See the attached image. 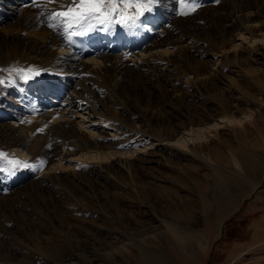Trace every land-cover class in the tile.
Returning a JSON list of instances; mask_svg holds the SVG:
<instances>
[{"label": "rangeland", "instance_id": "obj_1", "mask_svg": "<svg viewBox=\"0 0 264 264\" xmlns=\"http://www.w3.org/2000/svg\"><path fill=\"white\" fill-rule=\"evenodd\" d=\"M207 3H200L194 14H177V37L183 42L174 44L178 48L168 55V63L111 69L94 78L98 113L92 119H108L113 126H91L100 132L98 141L110 142L111 149L134 150L129 157L86 158L80 153L87 149L80 151L84 141L77 124L68 128L73 134L69 147L61 144L64 129L36 124L29 138L33 144L40 140L38 144L18 146L32 152L27 159L11 155L7 150L13 141L0 137V151L9 159L39 166L10 175L0 159V264H142L139 245L151 254L170 255V264H264V168L251 177L239 158L243 150L264 158V47L235 39L242 29L225 40L223 36L225 25L242 22V6L252 3L249 11L258 13L264 0ZM232 37L237 48L219 52L231 47ZM217 51L220 57L214 55ZM226 115L240 121L224 120L205 138L188 143L185 151L166 144L189 127ZM142 144L147 147L137 148ZM219 172L243 178L251 187L238 195L236 206L213 215ZM152 183L170 189L159 195L151 190ZM204 199L214 205L210 215L202 210ZM178 216L198 219L188 247L167 245L162 235V220Z\"/></svg>", "mask_w": 264, "mask_h": 264}, {"label": "bare ground", "instance_id": "obj_2", "mask_svg": "<svg viewBox=\"0 0 264 264\" xmlns=\"http://www.w3.org/2000/svg\"><path fill=\"white\" fill-rule=\"evenodd\" d=\"M210 1L198 0L199 3L208 2L207 4ZM255 2L253 1L252 3L256 4L257 2ZM213 3L211 2V4ZM252 3H247L244 7L242 6L241 11H246L245 13L241 12L242 14L239 13L244 17L241 18L242 22L238 23L235 21V23L224 26V40L228 36V33L238 28L242 29L240 31L242 33L238 34L240 35L238 37L241 38H237V34H235V39L240 40L242 44L248 43L254 47L256 45L257 47H264V9L258 11V13L255 12L256 10L249 11L254 5H251ZM177 13V0H161L158 8L153 14L146 17L144 26L140 28L127 30L120 26H115L109 31H94L86 36L75 37L76 43L69 45L60 33L47 27L46 21L42 23L44 18L40 16L37 8L32 6V0H0V26H2L1 28L4 31V33L0 32V69H9L8 67L15 66V69L22 68L29 70V79L27 81L20 76L15 79V76H17L15 72L10 74L8 71H0V79L6 81L5 84L0 85V137L5 139V141L6 139H11L14 143V145L10 143L11 145L7 151L11 155H19L22 158L25 156L26 158L31 151L28 153L18 146L29 142L33 144V139L29 137L31 131H33V127L36 128L37 126L35 127V125L38 123H42L44 126L47 125L51 129L54 127L64 129V137L62 136L64 139L61 144L66 146L71 142L68 144L70 145L72 141L66 144L67 139H69L68 137H71L72 134L69 127L77 124L79 134L82 136L80 137L84 141V146L79 150L87 149V151L80 152L86 158L88 156V159L95 158L102 161V159H111L117 153L122 158L132 155L134 150L131 152H119L116 149H111L110 142L98 141V134L100 132H97L91 125H96L102 130H105L104 128H112L113 125H109L108 119H99L98 121L100 122H94L92 119L98 113L96 112L98 102L92 97L95 85H97L95 84L97 81L94 78H99L100 72H108L111 69L127 70V68L132 69L133 67L141 69L145 68L146 64L158 67L161 65V62L167 61L168 63L170 60H168V55L174 53V50L178 48L174 44L177 41L183 42V40H179V37H177V33L179 32V27H177L179 24H177L178 21L176 19ZM159 26L163 27L159 28ZM181 38L183 37L181 36ZM231 39V47L228 49L223 46L222 49L220 48L221 50L219 49V52L228 54L237 48L239 44L233 42V37ZM221 40L223 41V39ZM180 46L182 47L183 45ZM257 49L258 51H255L259 52L260 49ZM219 52L217 51L214 55L220 57L221 54ZM259 53L261 54V51ZM36 69L41 70L39 75L32 74V71ZM224 113L226 112L224 111ZM224 120L228 122L240 121L226 115L211 124L189 127L181 132L175 140H167L166 144L185 151L188 143L205 138L211 132L210 129L212 127L218 126ZM88 122L90 124L86 125ZM58 133L61 132L58 130ZM59 136L61 135H57V137ZM2 139H0L1 146L3 145ZM77 140L76 142L79 144ZM34 141L36 140L34 139ZM38 142L36 143L38 144ZM36 143L34 142L33 145ZM101 147H104V150H100ZM146 147L147 144H142L140 147L137 146L141 150ZM33 148L35 149L36 146ZM36 149L38 150V148ZM72 149H76V147ZM49 150L52 149L50 148ZM66 150L65 148L64 151ZM43 151L47 150L44 148ZM67 151L69 152V150ZM258 156L257 153L245 150L240 152V163L247 167L251 177L257 176L260 170L264 168V158ZM64 158L66 157L64 156ZM76 158H79V156ZM223 173L219 172L216 175V183L220 192H217L219 195L214 196L216 207L215 211L213 210V215L222 214L228 208L236 206L238 197L251 187L250 185L245 186L246 180L243 178L230 177ZM150 188L159 195H161L162 191L170 189L154 183L151 184ZM211 205L213 204L210 203L208 205L207 202L203 205L202 210L206 208L207 213L209 215L212 214L209 211ZM196 224H198V219L193 216H188L187 218L175 217L174 221L162 220L161 226L165 225V227L163 226L165 229L162 230L165 242L167 245H175L174 248L177 245L188 247L191 244L193 236L197 234ZM198 234L202 235L201 232H198ZM111 250H114V247ZM136 250L139 254L142 252L144 255L142 264H170L168 261L169 257H171L170 255L168 257L159 255L158 253L151 254L148 247H141L140 245L137 246ZM43 264L45 263L43 262Z\"/></svg>", "mask_w": 264, "mask_h": 264}, {"label": "snow or ice", "instance_id": "obj_3", "mask_svg": "<svg viewBox=\"0 0 264 264\" xmlns=\"http://www.w3.org/2000/svg\"><path fill=\"white\" fill-rule=\"evenodd\" d=\"M160 3L161 0H32V6L44 18L42 23L46 21L47 27L60 33L69 45L76 43L75 37L86 36L94 31H109L115 26L127 30L140 28ZM177 3V14L181 16L194 14L201 7L198 0H177ZM0 71H8L10 74L15 72L25 81L29 79V70L26 69ZM5 83L4 79H0V85ZM120 147L124 148V145ZM0 159L8 165L4 170L10 175H15L19 169H39L38 165H31L17 158L9 159L8 154L2 151ZM43 163L41 161V165Z\"/></svg>", "mask_w": 264, "mask_h": 264}]
</instances>
